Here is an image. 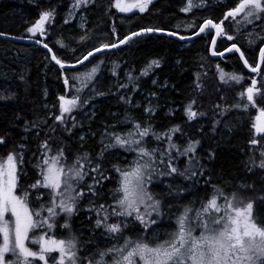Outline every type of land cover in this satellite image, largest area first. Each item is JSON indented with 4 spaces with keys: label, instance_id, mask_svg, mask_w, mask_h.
I'll return each mask as SVG.
<instances>
[{
    "label": "trees",
    "instance_id": "16d2710c",
    "mask_svg": "<svg viewBox=\"0 0 264 264\" xmlns=\"http://www.w3.org/2000/svg\"><path fill=\"white\" fill-rule=\"evenodd\" d=\"M186 2L187 0H153L146 12L138 10L121 13L114 7V0H111V7L109 0H95V3L78 9L76 17L65 23L73 0H0V32L17 37L30 36L25 29L39 18L42 11L55 8L56 16L51 29L46 36L38 39L47 43L59 59L71 63L99 47L101 43L115 42L116 35L123 38L124 34L142 27L158 26L183 35L193 34L204 19L212 18L217 22L223 19L228 9L235 6L236 0H204L202 7L183 12L181 9ZM82 13L88 19L84 28L78 26V16ZM114 21L116 34L112 32ZM187 22H193L196 27L176 28L178 23ZM258 24L260 22L256 21L255 26ZM224 26L226 32L234 36V40L229 41L226 36L219 38L216 50L222 51L231 43L237 42L248 62L255 66L259 47L262 45L258 40L256 44L250 45L248 34H252V39H256L257 34L264 37V29L259 26L249 29L254 25L244 27L242 23L234 24L230 19L224 22ZM211 39L212 35L205 31L194 42L183 45L167 36L147 34L134 39L129 45L100 54L73 70H61L52 62L49 53L39 46L0 39V134H5V143L0 144V159L23 145V168L26 175L22 180L27 185L40 179L36 165L41 160V145L45 140L54 151L63 148L71 162L77 152L88 151L94 158L97 157L105 128L109 132L129 130L132 127L130 122L121 123L129 114L141 124L150 122L157 132H165L168 128L179 125L181 131L173 136V140L181 147L190 139L200 141L197 155L210 180L205 182L202 178L199 183H192L178 177L175 183L186 187L187 191L180 194L177 202L191 203L193 208L198 209L202 202L206 203L211 198L214 188L219 187L224 193L218 200L220 203H225V198L230 199L235 193L237 201L234 204L242 200L243 204L239 206H246L248 202H252L253 217L264 219V168L260 167L264 160V141L258 145L250 143L252 139H260L264 135L256 133L252 127L258 107L229 108L226 114H220L221 109L239 99V91L246 89L251 78L257 77V88L264 92L261 87L264 83V67L258 76H252L235 52L222 59H212L209 54ZM154 59L159 61V66L149 71L147 76L141 77L138 89L126 91L117 88L118 79L111 71L112 61L119 63V82L127 83L125 73L134 69L133 76H139ZM100 60L104 61L103 65H99ZM95 65L100 67L97 79L86 81L88 86L81 93V100L90 98L89 103L82 104L81 108L72 113L79 123L72 128L69 120L67 127L72 129L69 133L55 120V116L60 114L58 98L65 93L71 98L73 92L69 89L73 83H78L71 79L72 75L90 72ZM197 73H201L202 88L197 87ZM230 74L241 75L243 80L239 83L232 82L229 80ZM64 75L70 77L68 86L63 83ZM222 75L229 83L220 79ZM155 79L163 85L161 88L153 85L152 81ZM93 85L95 91L92 90ZM129 88L131 89V85ZM99 92L105 94L98 95ZM145 93H155L154 101L146 106L141 103ZM121 94H125L126 98L130 97L132 103L121 101ZM256 96L259 103L260 93H256ZM193 99L196 101L194 109L205 115L189 120L186 106ZM46 103L52 107H46ZM149 106L155 107L156 111L148 117L145 109ZM94 107V113L89 115L88 112ZM171 109L172 113H168ZM216 120L221 123L217 125ZM81 136L83 140L80 139ZM147 143L149 147L158 145L164 148L166 139L156 141L153 137ZM211 153L214 155L210 157ZM134 157L135 153L120 148L105 153L103 167L109 171L111 179L104 182L103 191L96 198L97 203L112 202L109 190L117 187L119 176L112 170V166L126 167ZM185 165L186 159L181 157L179 167L184 168ZM170 182V178H161L154 180L153 185L157 192L167 191V184ZM17 192L20 194L19 187ZM48 199V190L45 189L43 199L33 198L31 206L38 207L41 203H47ZM95 219V214L88 211V199L85 198L80 211L72 219V231L80 236L81 241L94 239L101 248L122 243L121 240L100 235L102 230H96L94 236L90 226ZM169 223L165 216L162 221L164 227L160 230L167 228ZM171 223L174 224V220ZM131 229L132 225H129L125 232L131 234ZM62 234L67 236L68 232L64 231ZM95 249L96 244L86 243L80 254L85 256Z\"/></svg>",
    "mask_w": 264,
    "mask_h": 264
},
{
    "label": "snow or ice",
    "instance_id": "6c2138e0",
    "mask_svg": "<svg viewBox=\"0 0 264 264\" xmlns=\"http://www.w3.org/2000/svg\"><path fill=\"white\" fill-rule=\"evenodd\" d=\"M89 3H95V0H73L65 23L68 19L75 18L77 10ZM109 3L111 7V0ZM152 3L153 0H114V7L121 13H130L134 9L143 13ZM203 5L204 0H187L181 11L189 12ZM55 16V8L42 11L39 18L25 29L31 35L21 36L19 39L27 38L41 43L51 53V60L63 70L67 61L59 59L49 45L37 37V34L40 37L48 34ZM237 17L240 20L236 21ZM229 18L244 25L255 26V22L259 21L260 27L264 29V0H236L235 6L228 9L223 19L219 22L212 18L204 19L199 31L194 32L195 36H200L207 30L211 36L214 30L215 35L210 41L213 55L223 57L225 52H236L244 57L237 42L231 43L223 51H216L217 38L226 36L229 41L234 40V36L229 35L224 27V20ZM86 23L87 18L82 15L81 28L86 27ZM181 26L187 29L196 27L193 22H187L178 23L176 28ZM112 32L116 34L115 21ZM162 32L171 37L179 36L177 31L158 26L142 27L138 31L124 34L123 38L116 35L115 42L101 43L99 47L88 51L82 59H77L76 63L83 64L94 52L129 45L134 37L142 34ZM4 35L8 34L0 32V36ZM248 35L250 45L256 44L257 40L260 45H264V37L257 34L256 39H252V34ZM179 38L189 39L185 36ZM243 63L253 73L259 74L260 65L264 64V46L259 47V63L255 67L247 59ZM103 64L104 61L100 60L99 65ZM112 65L111 71L118 79L117 88L134 91L140 87L141 77L147 76L149 71L158 67L159 61L152 60L139 76H133L134 69H130L124 74L127 83L119 82V63L112 61ZM99 72L100 67L95 65L90 72L74 73L71 79L78 83H73L69 89L73 95L69 98L65 93L58 98L60 114L55 116V120L69 133L72 129L67 127L68 121L71 120L72 128L79 123L72 113L90 100H81L83 88L88 86L86 81H95ZM196 76L197 87L202 88L201 73ZM220 79L225 80V77L222 75ZM229 80L239 83L243 77L230 74ZM229 80H225V83H229ZM69 82L70 77L64 75V85L68 86ZM152 83L155 84L156 81L153 80ZM261 87L264 88V83ZM92 90L95 91V85ZM256 93H260L259 103ZM148 95L154 96L155 93ZM238 97L232 105L221 109L220 114H226L229 108L258 107L252 127L256 133L264 134V92L257 88V80L253 78L246 89L239 91ZM119 99L126 104L132 103L125 94H121ZM195 103L193 99L186 106L189 120L205 115L194 109ZM145 111L153 115L156 108L149 106ZM129 122L132 127L125 132H109L105 128L101 137L102 147L95 158L90 152L83 151L77 152L69 162L63 148L54 151L45 140L41 145V160L36 165L40 179L31 184L26 185L22 180L26 175L23 168V145L19 146V150H14L0 159V264H264V219L253 217L252 202H248L246 206H239L243 204L242 200L234 204L237 196L233 193L221 205L218 200L224 193L219 187L214 188L211 198L206 203L202 202L198 209L193 208L191 203L177 202L180 194L187 191L186 187L175 183L178 177L192 183H199L202 178L205 182L210 180L197 155L200 141L190 139L181 147L173 140V136L181 131L179 125H174L165 132H157L150 122L141 124L130 114L121 123ZM215 123L219 125L221 121L216 120ZM153 137L156 141L166 139V146L149 147L147 140ZM80 139L83 140V136ZM262 141L264 135L260 139H252L250 143L258 145ZM4 143L5 134H0V144ZM115 148L133 152L135 157L126 167L112 166V170L119 174L117 187L109 190L112 202L97 203L96 198L102 193L104 182L111 179L109 171L103 167L105 153ZM212 155L214 153L210 157ZM181 157L186 159L184 168L179 167ZM260 167L264 168V160ZM161 178H170L172 182L167 184V191L157 192L153 181ZM150 185L153 187L150 188ZM18 187L20 194L17 192ZM45 189L48 190L47 203L32 207L31 200H42ZM85 198L88 199V211L96 216L90 226L93 235L95 236L96 230H102L100 235L110 236L122 243L101 248L94 239L81 241L80 236L72 231V219L80 211ZM165 216L170 223L160 231L164 227L162 221ZM173 220L174 224L171 223ZM129 225H132L131 234L125 232ZM64 231L68 232L67 236L62 234ZM86 243L96 244V249L82 256L80 253ZM52 253L58 255H51Z\"/></svg>",
    "mask_w": 264,
    "mask_h": 264
},
{
    "label": "water",
    "instance_id": "95a60500",
    "mask_svg": "<svg viewBox=\"0 0 264 264\" xmlns=\"http://www.w3.org/2000/svg\"><path fill=\"white\" fill-rule=\"evenodd\" d=\"M228 20V19H227ZM227 20H224V22L225 21H227ZM203 24V23H202ZM201 24V25H202ZM138 31V30H137ZM170 31V30H169ZM199 31V28H198V30L196 31V32H198ZM214 31V30H213ZM155 35H162V36H167V37H170V38H173V39H176V40H178V41H180L181 43H192V42H194L196 39H198L203 33H201L200 34V36H195L194 35V33L193 34H190V35H183V34H180L179 33V36H185V37H189V39H187V40H181L180 38H179V36H177V37H171V36H169V35H167V33L166 32H162V33H154ZM214 35L215 34H213V37H214ZM140 36H143V34L142 35H140ZM140 36H138V37H140ZM138 37H134L133 38V40L134 39H136V38H138ZM220 38V37H219ZM219 38H217V42H218V40H219ZM0 39H5V40H11V41H14V42H18V43H24V44H30V45H36V46H39V47H41V48H43L44 50H46L47 51V53H49V55H50V58H51V53L48 51V49H45L44 47H43V45L41 44V43H39V42H37V41H34V40H32V39H27V38H25V39H19V37H17V36H10V35H4V36H0ZM38 40H40V39H38ZM45 43V42H44ZM217 45V44H216ZM122 46H124V45H120L119 46V48H121ZM230 46V45H229ZM239 46V45H238ZM262 46H264V45H262ZM216 47V46H215ZM240 47V46H239ZM51 48V47H50ZM119 48H116V49H103V50H101V52H94L93 53V56H91V57H89L88 58V60H86V61H83V64H78V63H76V61L75 62H71V63H66V65H65V68L63 69V70H73V69H77V68H80V67H82L83 65H85L88 61H90L92 58H94V57H96V56H98V55H100V54H103V53H106V52H109V51H114V50H117V49H119ZM241 48V47H240ZM52 49V48H51ZM242 50V49H241ZM53 51V50H52ZM217 51V50H216ZM223 51V50H222ZM243 51V50H242ZM54 52V51H53ZM236 53V52H235ZM209 54H210V57L212 58V59H214V60H218V59H222V58H225L228 54H230V53H227V52H225V54H224V56L223 57H221V56H215V55H213V52H212V45L210 44V47H209ZM238 56H239V58H240V60H241V62H242V64H243V66H244V68L247 70V72H249L251 75H253V76H257L258 75V73H253L252 71H251V69L250 68H248V66L247 65H245L244 63H243V60L244 59H247L246 58V56H245V54H244V57H240V55H239V53H236ZM80 59H82V58H80ZM55 65H57L54 61H52ZM259 63V53H258V61H257V64ZM256 64V65H257ZM255 65V66H256ZM58 67H59V65H57ZM255 66H253V67H255ZM263 67H264V64H262V65H260V72L262 71V69H263ZM60 68V67H59ZM256 79V78H255ZM257 80V79H256Z\"/></svg>",
    "mask_w": 264,
    "mask_h": 264
},
{
    "label": "rangeland",
    "instance_id": "374dc122",
    "mask_svg": "<svg viewBox=\"0 0 264 264\" xmlns=\"http://www.w3.org/2000/svg\"><path fill=\"white\" fill-rule=\"evenodd\" d=\"M129 2H131V0H129ZM138 10H139V9H134L132 12H135V11H138ZM132 12H130V13H132ZM82 15H83V16H86V14H84V13L79 14V16H78V26H79V27H81V26H80V19H81V16H82ZM86 18H87V16H86ZM112 18H113V17H112ZM238 20H240L239 17L236 18V21H238ZM87 21H88V19H87ZM230 21L233 22L234 24H237V22L234 21V20H232V18H230ZM218 22H219V21H218ZM202 23H203V22H202ZM202 23H201V24H202ZM201 24H200V26H201ZM86 25H87V23H86ZM243 26L245 27L246 25L243 24ZM258 26L260 27V24H258V25H256V26H251V27H249V29H255V28H257ZM206 31H207V30H206ZM213 32H214V31H212V38H213V34H214ZM180 34H182V33H180ZM30 35H31V34H30ZM37 37H40L39 34H37ZM186 44H190V43H183V45H186ZM252 79H253V78L250 79V84H251V80H252ZM155 81H156V83L153 84V85H156L157 88H161V87L163 86L162 84H159L158 80L155 79ZM165 83H167V82H165ZM163 84H164V83H163ZM250 84H249V85H250ZM249 85H248V86H249ZM148 94H149V93H145V94H144V97H143V99H142V101H141V103H143L144 106H146V105H148L149 103H151V102L154 101V97H153V96H150V95H148ZM44 97H45V99L47 98V90L44 91ZM45 106L48 107V108H51V107H52L49 103H46ZM94 110H95V107L92 108L91 111L88 112V114H89V115H92V113H94V112H93ZM258 110H259V109H258ZM258 110H257V112H256V115L258 114ZM168 111H169L168 113H172L173 110L171 109V110H168ZM146 115H147L148 117L150 116L148 113H146ZM256 115H255V116H256ZM218 203H220V201H218ZM220 204L223 205L224 203H223V204L220 203ZM160 231H161V230H160ZM52 254H54V255H58V253H52ZM52 254H51V255H52ZM50 264H51V262H50Z\"/></svg>",
    "mask_w": 264,
    "mask_h": 264
},
{
    "label": "bare ground",
    "instance_id": "6f19581e",
    "mask_svg": "<svg viewBox=\"0 0 264 264\" xmlns=\"http://www.w3.org/2000/svg\"><path fill=\"white\" fill-rule=\"evenodd\" d=\"M211 44V43H210Z\"/></svg>",
    "mask_w": 264,
    "mask_h": 264
}]
</instances>
